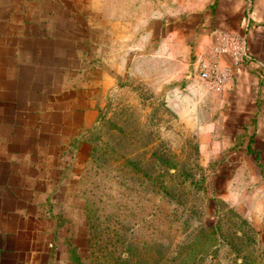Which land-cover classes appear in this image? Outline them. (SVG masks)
Segmentation results:
<instances>
[{"label": "rangeland", "instance_id": "rangeland-1", "mask_svg": "<svg viewBox=\"0 0 264 264\" xmlns=\"http://www.w3.org/2000/svg\"><path fill=\"white\" fill-rule=\"evenodd\" d=\"M197 1H49L67 8L66 96L77 129L47 200L57 221L49 264H74L72 250L90 264H264V237L225 190L234 169L204 156L187 89L194 75L138 57L144 28L149 52ZM87 214L103 229L91 245Z\"/></svg>", "mask_w": 264, "mask_h": 264}, {"label": "crops", "instance_id": "crops-1", "mask_svg": "<svg viewBox=\"0 0 264 264\" xmlns=\"http://www.w3.org/2000/svg\"><path fill=\"white\" fill-rule=\"evenodd\" d=\"M49 1L0 0V264L50 263L57 221L47 200L61 187V160L77 138L66 96L74 50L67 8ZM181 13L149 52L144 28L139 60L170 63L177 78L194 75L187 89L197 99L204 156L234 169L225 190L230 196L234 189L244 217L264 237V1L198 0ZM223 31L246 38L251 60L233 66V78L215 93L195 75L196 63Z\"/></svg>", "mask_w": 264, "mask_h": 264}, {"label": "built area", "instance_id": "built-area-1", "mask_svg": "<svg viewBox=\"0 0 264 264\" xmlns=\"http://www.w3.org/2000/svg\"><path fill=\"white\" fill-rule=\"evenodd\" d=\"M219 56L228 57L232 65L220 61ZM250 60L246 38L233 31H223L211 44L208 53L198 58L196 75L211 91L220 93L233 78V66Z\"/></svg>", "mask_w": 264, "mask_h": 264}, {"label": "trees", "instance_id": "trees-1", "mask_svg": "<svg viewBox=\"0 0 264 264\" xmlns=\"http://www.w3.org/2000/svg\"><path fill=\"white\" fill-rule=\"evenodd\" d=\"M92 216H90L89 214L86 215V223H87V227H88V230H89V234L88 235V241H90V245H91V238L93 237H96L98 238L101 231L97 225L93 224L92 223ZM90 239V240H89ZM133 244H128L127 247H129V253H132V250H133ZM94 254L95 256V252L92 253V255ZM70 255H71V261L72 263L74 264H90V263H85L84 261L88 260V257H80L74 250L70 251ZM96 258H99L98 256H96ZM125 260V258H123ZM123 259H121V261H123ZM98 264H101V262L99 260L96 261ZM103 264V263H102ZM105 264V263H104Z\"/></svg>", "mask_w": 264, "mask_h": 264}]
</instances>
